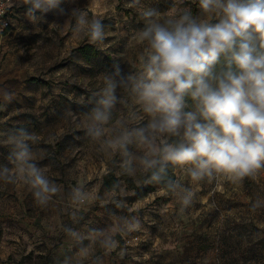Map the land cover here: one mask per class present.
<instances>
[{
	"label": "clouds",
	"instance_id": "obj_1",
	"mask_svg": "<svg viewBox=\"0 0 264 264\" xmlns=\"http://www.w3.org/2000/svg\"><path fill=\"white\" fill-rule=\"evenodd\" d=\"M65 2L22 0L19 6L36 26L49 13L71 17L74 34L103 47L108 35L103 20L78 6L66 8ZM197 3L194 13L173 6L162 11L153 0H129L126 7L136 9L143 23L136 33V64L126 69L113 61L91 93V107L82 115L69 113L103 157L120 155L124 175L142 174L144 183L174 196L182 208L194 203L203 182L242 186L264 173V0ZM121 89L142 116L114 114L123 102ZM14 97L0 88V99L11 102ZM40 144L39 134L25 127L0 130V145L9 149L7 163H0V183L22 186L37 206L48 208L64 189L41 162L45 150ZM170 169L182 175L173 178ZM68 198L71 223L62 231L70 253L62 264H104L114 252L125 255L127 238L143 230L139 209L111 192L101 196L77 182ZM105 198L129 214H113L103 228L82 224L83 213ZM261 207L264 197L257 195L251 208Z\"/></svg>",
	"mask_w": 264,
	"mask_h": 264
},
{
	"label": "rangeland",
	"instance_id": "obj_2",
	"mask_svg": "<svg viewBox=\"0 0 264 264\" xmlns=\"http://www.w3.org/2000/svg\"><path fill=\"white\" fill-rule=\"evenodd\" d=\"M127 3L129 0H75L73 5L66 0L63 6H78L91 15H98L106 25L108 35L103 47L94 45L102 54H109L114 61L131 69L138 59L136 33L143 23L137 10L126 7ZM153 6L162 11L170 6H173L172 10L187 7L194 13L198 11L197 0H153ZM17 8L19 10L10 17V29L0 37V88L15 93L11 102L0 99V130L31 128L39 134L42 143H50L53 147L65 135L83 131L69 116L70 112L79 115V109L87 101L83 96L79 99V81L85 80V85L93 92L102 76L93 82L90 74L82 70L79 73L84 65L74 49L89 40L72 32L74 20L71 17H55L49 13L36 26L25 17V7ZM102 54L90 62L91 68H101ZM31 78L45 83L31 82ZM120 95L123 102L114 110L115 115L131 117L133 112L143 115L126 90L121 89ZM84 96L89 97L91 93ZM45 146L40 144L38 147L45 150L46 153L41 155L47 156L49 162H41L48 166L50 178L61 184L64 191L48 208L37 206L29 193L24 200L28 201L26 205L30 210L24 215L15 203L21 189L0 184V260L9 264H62L63 257L70 253L69 242L62 231L64 224L71 223L67 215L70 210L67 207L68 191L80 182L101 196L106 197L111 192V195L125 199L129 206H136L144 225L141 232L127 238L125 255L114 252L104 257V264H194L198 254L193 237L203 233L209 240H204L201 245L206 252L200 262L264 264V207L255 211L251 208L257 195L264 197V173L255 180H245L242 186L203 182L197 186L194 203L182 208L174 196L162 195L156 185L148 194L133 198L134 192L127 186L119 168L120 155L106 159L87 136L60 155V166L52 167L53 157ZM111 167L117 168L118 188L103 191L100 182ZM181 175L179 171L175 172L176 178ZM128 178L137 185L143 183L142 174ZM182 182L187 183L186 180ZM113 214L129 213L127 209L115 208L105 198L83 213L81 223L103 228L112 223ZM234 224L239 225L238 251L231 255L224 252V258L218 257L214 241ZM121 243L124 244L123 239Z\"/></svg>",
	"mask_w": 264,
	"mask_h": 264
},
{
	"label": "crops",
	"instance_id": "obj_3",
	"mask_svg": "<svg viewBox=\"0 0 264 264\" xmlns=\"http://www.w3.org/2000/svg\"><path fill=\"white\" fill-rule=\"evenodd\" d=\"M21 3H22V0H10L9 9H8L10 17H11V15L13 13H15L17 10H19L17 7H19V5ZM99 57L100 56H98V58ZM101 58H103V54H102ZM80 60H82L81 63L84 65V69H80L79 73H82L81 72V70H82L83 72L87 73V75L90 74L91 75V79L93 80V82L98 77L103 76V74H105L106 72H108L111 69V67L99 68V69L91 68V64L90 63H87L82 58H80ZM85 82L86 81L83 80V79H81L79 81V99L82 96L87 99L86 104L83 105L82 109H79V115H82L84 112H86L91 107V96L87 97V96H84V94L92 93V91L90 90V88H88V85L87 86L85 85ZM95 87L96 88L98 87L97 84H95ZM86 92H89V93H86ZM29 131L33 132V130L31 128H30ZM76 133H77L76 135L67 134L64 137L60 138L59 140H57L58 142L54 143L55 145L53 147L51 146L50 143L46 144V143H42L41 142V145L42 144L46 145L45 147L48 148L50 156L53 157L51 159L52 167H54L56 164H58V165L60 164L59 163L60 162V155L64 154L65 150L67 151L70 148L71 145H78L79 144V139H83V138H85L87 136L84 131L77 130ZM8 152H9V150L5 149V147L0 145V163H7V160L5 158H6L7 154H8ZM45 153L46 152H44V154ZM42 162H44V163L49 162V161H47V156L46 157L44 156V159L42 160ZM116 169H117L116 167H114V168L111 167L110 169H108V171L105 174H107L109 171L112 170V171H114V173L118 177V174L115 171ZM0 184H3V183H0ZM3 185H6V184H3ZM7 186H9V185H7ZM12 187L14 189H17V190L21 189V191L17 192V195H16L17 200L15 199V203L17 204L18 207H21L20 209H18V211L22 210L24 215H25L26 211L30 210V207L26 205V202H28V201L24 200V198H25L26 195H29L30 192L29 191L25 192L24 191L25 189L22 186H20V185L12 186ZM100 189H102L103 191H114V189L108 190L103 185V178H102V181L100 182ZM238 226L239 225L235 226V224H234V227L229 228V230H227L225 232H222L220 234V236H217V238L215 239V241H214V244H215V247H216L215 251L218 252V255H217L218 257L221 256L222 258H224V255H223L224 252L226 254H228V255H231L233 252H237L238 251V246L240 245V241H239L240 236H238L239 232L237 231ZM235 230H236V233L234 232ZM203 234L202 235L195 234V236L193 237L194 241H196V248H197L196 251H197V254H198L197 255L198 258H196L194 264H205L204 262H200V258H202V256L206 252V250L201 248V245H202L204 240L208 239V237L205 236V233H203ZM201 239H203V240H201ZM207 263H209V262H207ZM0 264H9V263L4 262L3 260H0Z\"/></svg>",
	"mask_w": 264,
	"mask_h": 264
},
{
	"label": "trees",
	"instance_id": "obj_4",
	"mask_svg": "<svg viewBox=\"0 0 264 264\" xmlns=\"http://www.w3.org/2000/svg\"><path fill=\"white\" fill-rule=\"evenodd\" d=\"M74 50H76L79 53V57L82 58L87 63H90L94 59H97L98 56L102 54V52L100 51V49H98V47H96L94 44L89 43V42L79 45ZM102 60L104 61L102 62L101 68L111 67L114 61V59L109 54H103ZM30 81L31 82L32 81H38V82L43 81V83H45L44 80H41L38 78H31ZM76 87L78 88V86ZM169 171H170V175H173V178H176L175 172H173V170L171 169ZM123 177H125V181L129 189H131L134 192L133 198H138L139 196L146 195L150 191L155 189V186L153 184L144 183L143 178H142L143 183L140 185H137L136 183H134V181L131 178H128L127 175H124ZM118 182H119V178L116 176V174L112 170L109 171L107 174H105V176L103 177V185L107 189H110V190L116 189L115 186H117Z\"/></svg>",
	"mask_w": 264,
	"mask_h": 264
},
{
	"label": "built area",
	"instance_id": "obj_5",
	"mask_svg": "<svg viewBox=\"0 0 264 264\" xmlns=\"http://www.w3.org/2000/svg\"><path fill=\"white\" fill-rule=\"evenodd\" d=\"M9 2L10 0H0V37L11 27V18L8 12Z\"/></svg>",
	"mask_w": 264,
	"mask_h": 264
}]
</instances>
